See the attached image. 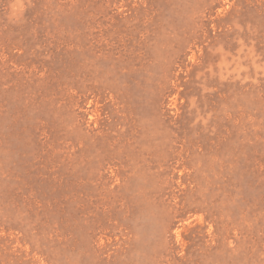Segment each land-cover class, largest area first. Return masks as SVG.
<instances>
[{"label": "rangeland", "instance_id": "374dc122", "mask_svg": "<svg viewBox=\"0 0 264 264\" xmlns=\"http://www.w3.org/2000/svg\"><path fill=\"white\" fill-rule=\"evenodd\" d=\"M0 264H264V0H0Z\"/></svg>", "mask_w": 264, "mask_h": 264}]
</instances>
